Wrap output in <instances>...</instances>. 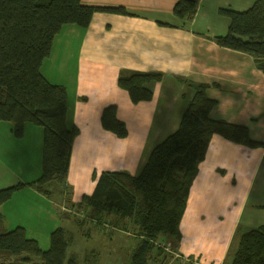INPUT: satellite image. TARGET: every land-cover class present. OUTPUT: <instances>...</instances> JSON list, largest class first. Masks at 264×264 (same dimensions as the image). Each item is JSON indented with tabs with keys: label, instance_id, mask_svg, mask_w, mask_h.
Returning <instances> with one entry per match:
<instances>
[{
	"label": "crops",
	"instance_id": "1",
	"mask_svg": "<svg viewBox=\"0 0 264 264\" xmlns=\"http://www.w3.org/2000/svg\"><path fill=\"white\" fill-rule=\"evenodd\" d=\"M81 2L98 7H123L128 14L98 11L88 27L68 24L55 37L51 54L43 61L41 72L51 82L53 80L49 76L55 71L64 76V83L57 84L68 87L69 103L70 100L74 102L69 95L70 88L73 93L75 87L76 93L81 91L84 75L88 83L98 86L94 84L97 81L94 76H115L118 80L123 74L157 72L162 74L161 79L146 84L153 92L151 100L133 103L126 90L129 100L126 99L125 106L129 114L122 112L117 105L118 115L126 123L124 116L132 115L144 132L151 136H157L167 128L175 132L194 96L189 83H205L209 85L208 97L218 100L210 116L247 126L251 139L264 143V71L252 55L222 47L214 40L217 36L225 35L230 26V18L222 15L221 9L245 11L253 6L255 0H200L197 13L191 20H183L175 15L177 0ZM45 61H48L46 68ZM103 82L101 87L108 90L110 84L105 86ZM70 84H74V88ZM105 107L102 105L100 116ZM161 118L163 121L158 127L154 120L158 122ZM70 119L68 113V124ZM73 125L79 126L76 121L68 126ZM100 125V128L99 125L95 126L90 137H110V131L103 128L101 122ZM40 127L26 124L23 137L17 138L13 134L12 122H0V189L30 183L42 175L38 174V167L36 174L33 172L32 175L29 174L30 168H24L27 152L42 151L43 156V128ZM31 130L34 131L35 144L27 139ZM77 138H80V134L73 143L71 164L74 153L80 148L76 143ZM8 142H16L19 150H10ZM39 146L41 149H38ZM226 178L229 180L226 181ZM202 189L209 197L204 201H212V197L216 201L222 200L223 205L238 204L233 229L227 242L218 247L214 243L207 245L205 237L191 245L178 240L175 250L180 257L189 258L195 264H215V255H209L208 251L217 248L221 258L219 264H223L238 229L264 225V148L236 143L215 134L205 159L199 163L188 204L192 193ZM29 193H34V198L43 205L39 212L44 217L40 222L35 221L34 225L40 223L39 227L45 228L50 238L55 229L64 227L60 225L62 217L56 209V202L33 186L16 191L10 200L1 205L5 227L13 230L21 226L26 231L30 230L26 221L14 217L24 211V206H17V200H26L21 195ZM194 201L197 205L196 196H193ZM186 212L187 209L181 228ZM28 237L37 240L35 235Z\"/></svg>",
	"mask_w": 264,
	"mask_h": 264
},
{
	"label": "trees",
	"instance_id": "2",
	"mask_svg": "<svg viewBox=\"0 0 264 264\" xmlns=\"http://www.w3.org/2000/svg\"><path fill=\"white\" fill-rule=\"evenodd\" d=\"M199 3L200 0H177L174 13L183 20H191ZM98 11L128 14L123 7L84 5L81 0H0V122H12L17 138L23 137L26 124L43 127L40 178L0 189V264H78L74 255L68 256L69 240L64 227L51 233L50 247L43 250L37 240L28 237L24 227L13 230L5 227L1 205L26 186L44 193L42 189L49 182H64L80 129L68 126L67 87L49 81L41 66L51 54L53 41L63 26L75 24L86 28ZM220 13L230 18V26L225 35L214 38L217 44L252 55L264 71V0H255L245 11L223 8ZM161 77L157 72H136L120 76L118 84L127 90L133 103H139L152 99L153 92L146 84ZM189 85L194 96L178 129L153 147L141 173L133 175L122 170L95 173L93 192L81 200L99 220L114 214L134 224L140 241L130 264H150L155 241L161 235H179L178 239L181 236L191 187L215 134L264 148L263 142L251 139L247 126L210 116L218 100L208 97V84ZM101 124L119 138L129 134L115 104L103 109ZM85 222L78 220L81 226ZM236 236L230 264H264V225L238 229ZM91 253L96 255L94 251ZM90 254L88 264H99V258H91Z\"/></svg>",
	"mask_w": 264,
	"mask_h": 264
},
{
	"label": "rangeland",
	"instance_id": "3",
	"mask_svg": "<svg viewBox=\"0 0 264 264\" xmlns=\"http://www.w3.org/2000/svg\"><path fill=\"white\" fill-rule=\"evenodd\" d=\"M47 62L45 61V68ZM123 75L128 76L130 74ZM49 77L54 83H64L65 81L64 76L56 71ZM82 77L81 91L76 93L77 87H75L73 93L70 88L69 95L74 102L72 103L70 100L69 103V119H71L68 124L71 126V122L76 121L79 125L80 138L76 139V143L80 148L74 153L69 173L64 182L53 180L45 185L42 190L45 195L56 202V209L62 217L60 225L67 230L66 238L69 240L68 256L74 255L78 264H88L87 255L94 251L97 256L91 255L93 253L90 256L94 259L98 257L99 264H130L131 255L140 241L134 224L128 219H119L114 214H107L105 219L99 220L91 215V208L81 203V200L85 194L90 195L93 192L95 187L93 175L95 173L100 175L104 171L122 170L131 172L133 175H139L147 162L151 149L172 134L174 130L171 131L167 128L163 133L151 136V134L144 132L142 126L132 118V115H129L128 117L124 116L127 119V127L129 126L127 137L119 138L111 131L109 132L110 137L104 135H95V138L90 137L91 132L95 131V126L99 125V128L101 126L102 105L116 104L122 112L129 114L125 106L126 99L129 100V97L126 90L118 86V80L115 76H94L97 79L94 84L98 86L88 83L87 76ZM102 80L105 86L110 84L111 87L108 90L101 87ZM70 85L74 88V84ZM154 121L155 125L160 127L163 118L158 122ZM28 135L27 139L32 140L35 144L34 131L31 130ZM16 144V142H8L9 149L13 151L15 148V151H18ZM38 149H41V146ZM26 155L24 168H30L29 174L32 175L37 167L38 174L42 173V151H29ZM227 180L229 179L226 178ZM193 196H196L197 205L195 201L193 202ZM21 197L26 198V200H17V206H24V211L14 215V217L17 220L27 222L30 226V230L27 231L28 236L35 235L41 248L46 250L50 246L48 232L45 231V228L39 227L40 223L37 226L34 225L35 221L40 222L44 217L39 212V208H42L43 205L34 198L36 197L34 193L21 195ZM206 197L208 200L209 197L205 189L192 193L183 227L180 229L181 236L178 239L179 235H161L155 241V249L150 264H195V262L189 261V258L185 259L177 254L175 247H178V240L191 245L195 242L197 244L198 240L206 237L207 245L214 243L216 247L227 242L235 223L234 216L238 212L236 209L238 204L233 202L223 205L222 200L216 201L212 197H210L212 201H204ZM28 198H31L30 201ZM78 220H85L86 222L81 226L78 224ZM250 228H244V230ZM239 230L242 231L241 228ZM236 240H238V236L232 239L230 252L228 251L223 264L231 263L237 245ZM218 251L217 248L208 251L209 255H215L213 258L216 260L215 264H219L221 261Z\"/></svg>",
	"mask_w": 264,
	"mask_h": 264
},
{
	"label": "bare ground",
	"instance_id": "4",
	"mask_svg": "<svg viewBox=\"0 0 264 264\" xmlns=\"http://www.w3.org/2000/svg\"><path fill=\"white\" fill-rule=\"evenodd\" d=\"M169 247V245L167 246V248Z\"/></svg>",
	"mask_w": 264,
	"mask_h": 264
}]
</instances>
